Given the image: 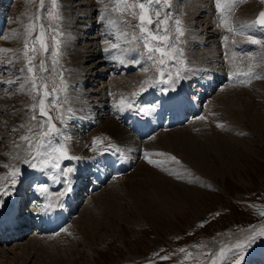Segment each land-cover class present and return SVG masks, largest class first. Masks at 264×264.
<instances>
[{"label":"rangeland","instance_id":"obj_1","mask_svg":"<svg viewBox=\"0 0 264 264\" xmlns=\"http://www.w3.org/2000/svg\"><path fill=\"white\" fill-rule=\"evenodd\" d=\"M81 1L86 2L87 0H57V6L54 8L52 0H43V5H41V0H0V23H2L0 24V42L2 40L0 49H8L10 45L16 44L10 38V33L13 30H18L22 37L17 42L20 54L19 60H9L8 51H0V176L7 175L9 169H20L18 182L15 185L3 182L6 191L0 190V202L11 200L8 197L15 195L17 188L22 187V184L28 183L27 191L31 198L26 202L24 210L34 211L33 213L36 210L37 212L42 210L44 204H41L43 201L41 198L44 197L49 202L54 203L64 197L60 194L64 193L68 187L63 182L66 175V166L69 165L74 168V159L60 160L59 167L53 170L45 167L41 164V160L36 158V145L41 140L40 134L48 131L49 117L57 131L44 138V147L39 151H48L49 144L53 147L63 145L69 156H77L72 150L75 148L72 136L63 135L64 132H68V130H64L66 126H74L76 123L75 114L70 108V105L75 102L71 95L72 89L76 90L79 87L81 88L78 90L79 92L81 90L82 93L83 91L89 93L86 91L91 87L94 88L98 83L106 85L104 86L108 98L106 100V115H104L101 122L94 121V116L89 118L92 122L87 121L86 127L82 130V133L86 134L83 137L84 148L89 152V155L83 156V158L88 159L97 153L104 152L116 141L110 135L98 132V129L109 117L113 118L114 113L111 111L113 103L117 101L115 104H120L123 98L126 105H140L141 109H145L151 104L150 98L144 97L148 94L147 92L165 94L174 90L175 85H182L183 90L184 80L194 82L197 77H193L195 75L193 72H199L198 68L192 65L191 60L193 58L191 55L203 47L206 48L207 45V42L199 41L194 42L192 46L189 44L188 37L190 33L194 31V33L197 34L198 32L202 35L203 32L201 33L202 27L199 24L192 27L184 18V0H171L170 7L163 3L160 5L153 3L150 6L149 14L153 21L165 20V14H167V24L160 25L159 32L154 26L148 25L146 21L144 23L145 27L158 35H165L163 29L167 28L169 40L164 42L154 41L151 38L148 40L151 46L161 47L168 53V55L163 56L159 52L150 54L148 49L144 47V40L140 39L142 36L140 29L134 27L140 24L138 17L141 10L138 6L129 9L123 3V0H119V3L118 0H93L95 10L93 9L87 13L83 19L79 18L80 21H86L88 20L87 17L91 16L93 20H96L95 28L87 29L83 28L84 24L81 25L79 19L77 20L78 11L81 8H84V11L88 9L83 7L86 3L83 6L78 5ZM141 2H145V0H141ZM211 2L212 7L216 10L215 21L217 22L218 32L215 39L216 46L219 47V55L218 58L214 59L215 62H212V68L214 72L216 70H222L224 73L235 72L233 73L235 74L234 82L237 83L236 80H239L237 84L233 85L248 89L243 90L238 96L235 95L238 98L234 96L231 100L232 103L226 105H231V108L237 111L244 110L246 107L253 108L254 112L258 109L260 114L264 116V96H262L264 95V85H261V83H264V27L251 25V22L256 20L258 14L264 10V0H235V2L233 0H222L225 9L224 15L228 20L227 25L222 23L224 16L217 10L215 0H211ZM254 3V12L251 15L248 13L246 17L241 15L239 18L242 9ZM103 6L104 8H102ZM117 7L120 10H115ZM146 7H148L147 4ZM84 11L83 13H85ZM133 11H135L136 16L132 15ZM157 11L160 12L159 17L156 15ZM80 12L82 13V10ZM50 13H58L60 18L53 19ZM102 14L103 19H101ZM108 17L113 19H108ZM177 19L180 20L183 35L176 32L175 21ZM110 20L114 23L110 24ZM29 24H34L32 30L28 29ZM241 24L244 28H247L243 33H236L234 28H239ZM40 25L44 26V42L47 45V51L40 50L39 41L36 40V37L40 35ZM80 25L82 28L79 27ZM214 27L216 29L215 23ZM113 28H115L116 33L111 30ZM229 28L233 30L229 31ZM76 31H80V33L78 32L79 37L76 38V47L82 49L85 44L89 45L95 40L98 42L99 47L103 48L99 52L100 48L97 47V44H93V47H96V54L91 56L90 60H85L83 66L87 67L91 63L97 62L95 60L99 57H103L104 62L96 64L93 74L96 70L97 73L105 71V74L103 76L98 74V80L95 81L93 79L97 74H88L86 82H83L82 86L78 83L79 85L77 84L74 87L76 66L69 57V53L72 46L70 43L72 39L71 32ZM95 35H98V38H88ZM143 35L146 36L147 33ZM133 36L138 39H133ZM227 37H231V39H223ZM251 39L259 40L262 43L253 44ZM25 40L29 42L30 50L33 46L37 49L35 59L32 62L35 68L31 73L27 71L29 65L24 57ZM33 42L35 43L33 44ZM67 42L69 43L66 44ZM235 42L236 44L241 42L243 49L237 48ZM112 45H117V47L113 48ZM226 47H229V51H232V49L234 51L230 52L233 54V57H230L231 59L227 56ZM105 49H108V51L104 52ZM85 50L87 49L85 48ZM126 52L131 54H126ZM115 53L117 54L115 55ZM118 53L123 55L122 60L119 59ZM112 54L114 56L113 60L111 59ZM29 55H32L31 51ZM150 55L153 57L152 59L149 58ZM225 56L228 59H225ZM237 56L238 58H235ZM242 58L247 63L243 62ZM161 59L164 61L163 64L160 63ZM224 59L226 61L230 60V63H227ZM42 60L44 61L45 71L40 69ZM236 60L240 67L237 71L236 64H234ZM201 63L202 66H208L206 61H201ZM222 63H227V65L222 66ZM219 65H221V68ZM249 68H251L250 75H239V73H247ZM190 69H194L193 72ZM178 71L180 78H177ZM34 74L38 90H31ZM115 75L131 77L132 80H127L125 84L122 81L123 87L127 84L131 87L127 91H121V86L115 88L116 85L113 82ZM200 76H202V73L198 74V77ZM221 77H223L222 81L224 83L219 82L211 88V91H206L208 94L200 99L196 115L190 113L183 123L172 125L169 128L164 125H156L154 131L144 138L138 137L136 134L135 136L134 132L131 133L136 137L139 145L136 151L132 149L134 152L127 159L128 169L124 172L128 176L131 173H138L140 169L146 168L148 165L158 164L173 171L177 165L181 164V167L183 166L180 168L182 171L180 169L178 171L183 177L180 179L183 180L182 185L187 190L172 188L178 192L172 212L168 211L167 215L159 217L155 214H144L134 206L132 199L126 196L125 191L122 193L124 198L120 196L121 198H117L116 202L113 203L115 206L108 208V206L98 204L100 205L98 212L95 204L101 200V196L105 195L103 193L110 191L116 182L120 184L123 182L120 177H115L117 174L111 173L97 188L90 191L85 189L84 191L83 187L79 191V194H83L78 199L75 211L68 212L66 226L75 222L87 207L90 209L95 208L93 212L98 218L100 214L105 215L104 218H99V225L101 226L95 234L96 241L94 244L87 243V247H84V239L82 240L80 234H78L77 245L73 251L66 254L64 252L66 245H62L66 237L63 236L62 239L57 240L60 250L56 252L63 253L61 255L65 259L63 264H212L213 260L216 264H235L237 260H240V264H264V235L259 234L261 228H264V215H261V213H264V126H258L255 122L244 117L242 122L235 120L237 125H232L229 123V120L232 119L227 118L229 114L225 109L226 105H219L218 108H216L218 104L209 105V102L213 99L220 98L225 85L233 83L229 82L224 75ZM172 80H175V83H172ZM258 80L260 82H257ZM9 81L11 83H8ZM220 83L221 85H218ZM23 84H26L27 87L22 88ZM44 85H47L46 89ZM142 87L143 91H141ZM193 88H195V82L192 87H187L186 90H192ZM45 91L49 95L45 96ZM133 93L137 94L133 95ZM190 93L194 98V91L192 90ZM229 94L231 97L233 96L232 93ZM160 98L157 95L152 97L155 103ZM40 99H44V107L48 116L40 114ZM33 104L37 106L33 108ZM232 104L234 105L232 106ZM20 108L21 114H18ZM219 108H222L226 115L222 116V111H215H219ZM228 108L231 112H234L229 106ZM90 110L91 108L88 109V111ZM33 116H36L37 119H33ZM201 119L203 120L200 124H195ZM119 124L130 132V127L125 121H121ZM205 124H212L217 129L233 134L232 137H234L231 142V151L222 150V154L217 155L218 157L215 152L211 151L209 158L212 163L210 168L212 170L207 172L192 166L184 152L185 147L180 144L175 143L172 147L166 148L157 147L158 149L151 146V148H148L145 144V141L150 140L153 136L166 133L168 130L189 127L192 133H196L203 126L205 127ZM41 125L43 126L41 127ZM71 133L76 136L75 133ZM25 136L28 137V140L22 139ZM89 136L91 137L90 140L88 139ZM94 139L98 141L96 146L92 144ZM202 139L207 145V139ZM113 149L114 147L111 150ZM207 149L210 151V147ZM146 153L148 154L147 158L145 157ZM154 155L157 157V162L154 164L149 163V160L155 159L152 158ZM172 157H175V159L173 160ZM25 160L32 161L36 164V167L24 163ZM4 165L8 167H4ZM184 172L186 173L184 174ZM45 176L49 180L43 183L41 178ZM169 177L176 179L175 182L180 181L173 174ZM77 178L84 179L85 175L78 174ZM41 185L46 186L47 191L41 190L42 197L39 198L36 197L35 191L36 187L40 188ZM89 185L90 183L87 184V186ZM123 189H126V187H123ZM85 192H89V194L86 195ZM93 194L97 196L94 200L91 199ZM19 213L21 214V211ZM108 213L109 216H107ZM27 214L29 213L23 215L25 216L24 219H28ZM107 218L114 221L112 227L106 222ZM33 221L36 225H28L22 233L23 236L19 239L10 241L5 238L0 239V264H15L10 262V259H14L16 254L21 256L17 264H52L57 259H61L41 251L39 253L30 251V257L24 254L25 250L28 249V244L31 245L33 239L52 234L42 231L39 224L35 220ZM26 222L27 220L24 224ZM65 225L55 232L62 231L66 227ZM73 228H70V230L68 228L69 236L71 231H75V228L74 230ZM237 243L241 247H236ZM222 248L224 249L223 256L220 254ZM180 249L185 251L181 252ZM162 257H168V259H162Z\"/></svg>","mask_w":264,"mask_h":264},{"label":"bare ground","instance_id":"obj_2","mask_svg":"<svg viewBox=\"0 0 264 264\" xmlns=\"http://www.w3.org/2000/svg\"><path fill=\"white\" fill-rule=\"evenodd\" d=\"M184 2H185V3H183L184 6L182 5L184 7V12H183L184 18L188 21V23L192 27L194 25L199 24V26L202 27L201 33L203 32L202 35H200V33H198V32L196 34V33H194V31L192 33H190L189 37H188L189 38V44L192 46L194 44V42L196 43L199 41V42H203V43L207 42V45L205 44L206 48L203 47L204 49L202 48V49L194 52L193 55H191L193 58L191 60L192 65L196 66L198 68L197 70H199V72L195 73V72H193L194 69H190L195 74V75H193V77H197V79L195 78V81H194L195 82V88L192 89L195 93V97L193 98L191 93H190V92H192V90H189V89L186 90L187 87H192V85L194 83V82H192V80H190V82H186L188 80H184L183 90L181 88L182 85H175V89L172 90V92H171V93L176 92V97L174 99L176 100L177 104H179L176 107V110L178 113L177 117L175 115H173V113H172L167 118V121H173V122H177L176 118H180V117L184 118L186 113L190 112V111H191V114L196 115L197 114L196 112L198 111V108H199L200 99L205 97V95L208 94V93H206V91L207 90L211 91V88L219 82L224 83L222 81L223 80L222 79L223 77H221L222 75H224L225 78H230V80H228V81L229 82L231 81L233 83L231 85H225V87H224L225 89H223L222 95L220 96V98L217 100L213 99L211 102H209L210 106L214 103V105L218 104V105H216V108H218L219 105L224 106L226 104L232 103L231 100L234 98L235 95L238 96V94L242 93L243 90H248V89H245L246 87L244 88V87L233 85V84H237L238 80H239V79L236 80L237 83L234 82L235 81L234 80L235 74H233V73H235V72L224 73L222 70H219V71L216 70V72H214V69L212 68V65H211L212 62L214 63L215 62L214 59L219 55L218 54V52H219L218 48L219 47L216 46V39H215L216 34L218 32V28H217V24H216L217 22L215 21V17H216L215 11L216 10L214 7H212L211 0H201V1L184 0ZM83 4H85L86 6L85 5L83 6ZM103 4H104V2H103ZM78 5L86 7L88 9H87V11H84L85 9L81 8L82 13L80 12L81 10L78 11L79 16H78L77 20L79 18L83 19V17H85L87 15V13L91 12L95 6L93 0H87L86 2L81 1ZM78 5H76V6H78ZM102 8H104V6ZM254 10H255V3L251 4V5H247L240 12L239 18L241 15H245V17H246V15L248 13H250V15H251V13H253ZM83 11L85 13H83ZM109 17H108V19H113V18H109ZM87 19L88 20H86V21L85 20L80 21V19H79L81 25L84 24L83 28H87V29H92L93 27L95 28L94 25H96V23H95L96 20L94 19L95 20L94 21L91 16H89V18L87 17ZM214 23L216 25V29L214 27ZM0 24H2V23H0ZM81 25L79 27L82 28ZM242 25L243 24H241L239 28L235 27L234 31L236 33H243L245 31V28H247V27L244 28ZM111 30L116 33L115 28H113ZM192 30H193V28H192ZM76 32H74V33L71 32L72 39L70 40L71 41L70 43L72 46H71L70 53H69V57L71 58V60H73L75 66H76V76L74 79L75 83H73L74 87L77 86L78 83L82 86L83 82L84 83L86 82L88 74H93V71H94L93 69L96 66V64L97 63L100 64L101 62H104V60H105L103 57H99L98 59L95 60L97 62H94L93 64L91 63V65L84 67L83 64H84L85 60H87V59L90 60L91 56L96 54V49H95L96 47L94 48L93 44H97V47H99V45H98V42H96L94 40V42L89 43V45L85 44L86 46L84 45L83 46L84 48H82V49L76 47V45H75L76 44V38L79 37L80 31H76ZM110 33H112V32H110ZM7 35H8V33H7ZM226 36H228V35H226ZM231 37H227V38H223V39L229 40V39H231ZM10 38H11V41H15L16 44L10 45L8 47V49L11 50V51H8V59L9 60H19L20 54H19L17 42H18V40H20L22 38L21 34L18 30H13L10 33ZM88 38H90V39L94 38L95 39V38H98V35L91 36ZM4 40H5V38H4ZM228 40H227V42H228ZM1 43H2V40H1L0 44ZM68 43L69 42H67L66 44H68ZM234 44L237 48L243 49L241 42H238V44H236V42H235ZM85 48L87 50H85ZM102 49L103 48H100L99 52H101ZM225 49L228 53L227 56H229V59H231L230 57H233V54L230 52H232L233 49H232V51L228 50L229 47L228 48L226 47ZM201 50H203V51H201ZM104 52H105V50H104ZM113 54H112V58H111L112 60L114 59ZM116 54L117 53H115V55ZM126 54H131V53L126 52ZM120 55H121V53H118L119 59L122 60L123 55H121V56ZM227 56H225V59H228V58H226ZM203 58H204V60H202ZM235 58H238V56ZM235 58H234V60H235ZM201 61H206L208 63V66H202L203 62L200 64ZM229 61L230 60H228L226 62L228 63ZM244 61L245 60L243 59V62ZM219 62H221V61H219ZM227 63L223 64L222 66L227 65ZM245 63H247V62L245 61ZM234 64H236V71L239 70L240 67L238 66L237 60H236V63H234ZM241 64H242V61H241ZM219 66L221 68V65H219ZM103 67L105 68L104 65H103ZM227 68H229V67H227ZM224 71H226V70H224ZM97 72L98 71L96 70L94 73V74H97L96 77L94 79L92 78L94 81L98 80L97 77L99 75L103 76L105 74V71H102L100 73H97ZM201 73H202V76L198 77V74H201ZM114 78L115 79H113L114 80L113 82L116 85L115 88H119V86H121L120 87L121 91H124V90L127 91L131 87L130 85L128 86V84L125 87L122 86L123 84H125L127 82V80H129V81L132 80L131 77H129V76H126V77L116 76ZM92 79H89V80H92ZM122 81H123V84H122ZM257 82H260V80H258ZM218 85H221V83ZM261 85H264V83H261ZM22 86H23L22 88L27 87L26 84H23ZM104 86H106V85H104L102 83H98L94 88L91 87L89 90L86 91L89 93H85L84 91L82 93L81 90L79 92L78 90L81 89L79 87H77L76 90H74V89L71 90L72 99L75 102L70 105V108H71L73 114H75L76 123L74 126H69V127L66 126V128L64 130H66V131L68 130V132L63 131L64 132L63 135L64 136L65 135H71L72 136V142H73V144H75L74 145L75 148L72 150L74 151V154H77V156H76L77 159H74V163H75L74 168H73V166L67 165L66 169H65L66 175L64 176L65 179L63 178V182H64V184H67L68 186H71V185L72 186H71V191H69L66 195H64L65 196L64 201L61 202L59 199L58 201H55L54 203H52V202H49L44 197L41 198L42 197L41 189L36 187L37 188L35 191L36 197L43 199L41 204H44V206H43L42 210H40L38 212L36 210L35 213H33L34 211L32 212L31 210L26 211V210H24V208H25L26 202H28V200L31 198V196L29 195V193L27 191L28 183H24V184H22V187H20L19 189L17 188L15 195L8 197L11 200H8L7 202H2V203L0 202V238L1 239L5 238L8 241L19 239L21 236H23L22 233H23V231H25V228L27 229L28 225H34L33 220H35L38 224L40 223L41 226L43 224L45 225V226H43L42 231L52 233V234H48L47 236L42 235L43 238H41L42 236H39L40 238L38 237L36 239H33L32 240L33 242L31 243V245H33V246L28 244V249L27 250L24 249L25 250L24 254H27L29 257L31 254L30 251H35L37 253H39L41 251L45 254L51 255L52 257L61 258V259H57L55 261V263H52V264H63V262L65 261L64 257L61 256L63 253H57L56 252L57 250H60V247H59L60 245L57 244V240L62 239L63 236L66 237L64 243L62 244V245H66V247H65L66 249L64 250V252L66 254H68V252H71L74 250L75 246L77 245L76 240L79 238V236H77L78 234H80V238L82 240L84 239V247H87V243L94 244V242L96 241L95 234L98 231L99 227L101 226V225H99L100 224L99 218H101V217L104 218L105 214H103V216H102V214H100L99 215L100 217L98 218V216H96V214L93 212V210L97 207L96 210L99 212L100 205L105 206V207L108 206V208L115 206V204L113 205V203L116 202L117 198H121L120 196H122V193L124 191L126 193V196H128L132 199L134 206H136L140 210V212L147 214V215L155 214L157 217H159V216L167 215L168 211L170 213L172 212L171 210L173 209L176 197L178 196V192L172 188H178V189L184 188L183 190H187L186 187L184 185H182L183 180L182 181L180 180L183 178V177H181V173H179V171H178L180 168L183 167V166L181 167V164L177 165L174 171L166 169V168L159 166L157 164V165H148V166H146V168L144 167L143 169H140V171L138 173L137 172L134 174L131 173V175H129V176L125 173L121 174V175L118 174L115 177H120L121 180L123 181L122 184L116 182V184L111 187L110 191L104 192L103 194H105V195L102 194L103 196L100 195L101 200L95 204L94 209H90L89 207L85 208L82 215L79 218H77V220H75V222H72L68 226L65 225L66 227L63 228L62 231H60L61 230L60 229L59 230L60 232H53L56 229L55 227L58 226V224L61 221H64L66 219L68 212L69 213L73 212V208L76 207L78 199H80V195L83 194V193L79 194V191L83 187H84L83 188L84 191H85V189L90 191L92 189L97 188L98 185L99 184L101 185V183H103L106 180L107 176L111 174L110 172H112V173H115V172L118 173L119 171L124 172L127 169V164H126V162H128L127 159L130 158V155L134 151H136V148L139 145L138 141L136 140V137L131 134L132 131L130 130V132H129L122 125L119 124V123H121V121H125V119L127 117H130L133 113H136V110H137L136 107L135 106L127 107L126 104H125V106H118L120 104H115L117 102L116 101L115 103H113V106H111V108H112L111 111L114 113L113 118L109 117L108 120L105 121L102 124V126L98 129V132L110 135L111 137L115 138L116 141L119 143H117L115 141L114 144L110 145L112 148L114 147V150H111L109 148L110 149L109 151L111 153H107L105 151L104 152L99 151L101 153H97L93 157H89L88 159L83 158V156H88L89 152H87V149L84 148L85 145H84L83 137L86 134L82 133V130L86 127L87 121L92 122V121H90L89 118L94 116L93 117L94 121H100L101 122V120H103L104 115H106V112H105V110L107 108L106 100L108 98L106 97L107 92H105ZM227 86H230V87H227ZM150 91H152V90H150ZM229 93H232L233 96L231 97ZM148 94H151V93H148ZM157 95H161V94H157ZM152 96L153 95L151 94V97ZM208 96H210V95H208ZM237 96H235V97L238 98ZM262 96H264V95H262ZM159 97L162 98L161 102H160L161 99L157 103H155L153 101L151 102V104L153 105L154 108L151 107V104L147 107V109L145 108L146 110L141 109L140 105L138 106L141 109L140 114L144 113V111H145V115H144L145 117H143L142 120H143V122H147V126H152V124L155 125L157 123V121L159 119H161L160 113L162 111H164L165 108H167V107L162 108L163 103L166 99L164 94L162 96H159ZM159 102H160L161 106L158 109H156ZM166 103L171 104L170 100H167V99H166V102L164 104L166 105ZM234 104H232V106ZM228 106L231 108V105H228ZM228 106L227 105L225 106L227 114L230 115V116L228 115L227 118L234 120V121L229 120L230 124H232V125L236 124L237 125L235 120H237V122H238V120L242 122L243 121L242 118L244 117V118H248L249 121L255 122V124L258 126H264V116L262 114H260L258 109L256 112H254L253 108H248V107H246L244 110L239 109L240 111H237V110H234L231 108L232 110H234V112H231V110L228 108ZM250 107H252V106L250 105ZM89 108H91L90 111H94V112L91 113L90 111H88ZM196 108H197V110H195ZM222 108H219L220 109L219 111H217V110H215V111L216 112L222 111L221 115L223 116L224 114L226 115V113L224 112V110H222ZM18 114H21V108H20ZM154 116H156V117H154ZM139 117L140 116H134V119L139 118ZM223 119L225 120L226 118H223ZM202 120L203 119L198 120L197 122H195V124H197V123L200 124L202 122ZM149 123H151V124L149 125ZM78 125H79V127H77ZM202 125H203V123H202ZM207 127L208 128L211 127V128L208 129ZM136 129H138V128L136 127ZM189 129H190L189 127L188 128L178 127V128L171 130V131L168 130L167 132H169V133H167L165 131L166 133L158 134L155 137L153 136L150 140L145 141V144L147 145L148 148L156 147V149H158L157 147H159V148L160 147L161 148L172 147L175 143H177L178 145L180 144V145L185 147L184 152L186 154V157H188V161L191 162L192 166L195 168L197 167V168H199L205 172L212 170V169H210L212 167V163H211L210 158H209L211 153H212L211 151L215 152L216 153L215 155L217 156V155L222 154V152H221L222 150H228V151L232 150L231 142L233 141L232 138L234 139V137H232L233 134H231L229 132H224V130L222 131V129H217L212 124H210V125L205 124V127L203 126V128L200 129L199 132H196V133H192L191 130H189ZM139 131L140 130L138 129V133H140ZM71 132L75 133L76 136H74ZM95 133H97V132H95ZM102 136H104V135H102ZM102 136H100V137H102ZM201 137L207 139L209 144L207 142V145H205V143H204V141H202L203 139ZM88 139L90 140L91 137L89 136ZM92 144H93V142H92ZM96 145H98V142L94 146H96ZM90 146H92V145H90ZM123 146H125V148H123ZM209 147H210V151L207 149ZM132 149L134 151H132ZM1 158H3V157H1ZM152 158H155L152 161L157 162L156 155H154ZM110 166H112V169ZM92 168H94V169L92 170ZM52 169L56 170V168H52ZM69 169H72V171L69 172L68 171ZM96 169H98V170H96ZM112 170H114V171H112ZM185 173L186 172H184V174ZM78 174H84L85 178L84 179L77 178ZM171 174H173V176H175L180 181L175 182L176 179L169 177V176H171ZM81 176H83V175H81ZM48 180H49V178L47 176L41 178V182H43V183L47 182ZM71 180L73 181V183ZM89 183L91 186L90 185L87 186V184H89ZM86 186H87V188H86ZM122 186L126 187V189H123ZM4 187H5V185H4ZM90 187H93V188L90 189ZM85 194L87 195V194H89V192H85ZM95 197H97V196L93 194L91 199L93 198L92 200H94ZM113 199H115V200H113ZM65 203H66V205H65ZM98 204H100V205H98ZM21 209H23V210H21ZM20 211H21V214L19 213ZM61 211H63V212H61ZM27 212L29 213L26 215V217L28 219H24L25 216H23V215L26 214ZM98 212H96V213H98ZM58 213H61V214H59L57 217L53 216V215H56ZM107 216H109V213ZM26 220H27V222H26L27 224L26 223L24 224V222ZM106 222L111 227L114 225L113 224L114 221H112L111 218H109V219L107 218ZM17 225H18V227H17ZM41 226H40V228H42ZM73 227L75 228V231L74 232L71 231L70 232L71 235L69 236L68 228L70 230V228H73ZM74 228H73V230H74ZM75 253H73V254L76 255ZM20 257L21 256H17V254H16L14 259H10L11 260L10 262H14L15 264H17L19 262Z\"/></svg>","mask_w":264,"mask_h":264},{"label":"snow or ice","instance_id":"obj_3","mask_svg":"<svg viewBox=\"0 0 264 264\" xmlns=\"http://www.w3.org/2000/svg\"><path fill=\"white\" fill-rule=\"evenodd\" d=\"M233 2H235V0H233ZM119 3V0H118ZM123 3H125L127 5V7L129 9H133L136 6L139 7L140 11V15L138 17L140 24L135 25L134 27H138L140 29V32L142 34V36L140 37V39L144 40V47L148 49V52L151 53H155V52H159L161 53V55H168V53L161 47H153L148 43L149 38H151V40L154 41H160V42H164L169 40V36L167 35V28L165 27L163 29V31L165 32V35H158V34H154L152 31L149 30V28L144 26L145 21L147 22L148 25H152L154 26L157 31H160V25H166L167 24V14L165 20H157V21H153L150 18V6L153 3H156L157 5H160L161 3H163L164 5H168L169 7L171 6V0H145V2H141V0H131V2H129V0H123ZM216 3V8L217 10L222 14V16H224V19L222 20V23H224L225 25H227L228 20L227 17L224 15L225 14V9L223 7L222 4V0H215ZM146 4L148 5V7H146ZM41 5H43V0H41ZM52 5L55 8L57 6V0H52ZM115 10H120L119 7H117V9ZM50 15H52L53 19H59V15L58 13H50ZM133 16H136L135 11L132 12ZM157 17H159L160 12L157 11L156 12ZM101 19H103V14L101 15ZM109 23H114V21H109ZM176 23V32L179 33L180 35H183V30L180 27V20L177 19L175 21ZM251 25H259L260 27H264V10H262L259 14L256 20L251 22ZM34 28V24H29L28 25V29L32 30ZM233 29L229 28V31H232ZM147 33L146 36H144L143 34ZM178 38V37H177ZM133 39H138L136 36H133ZM36 40L39 41V45H40V50L43 51H47V45L44 42V26L40 25V35L36 37ZM35 42H33L34 44ZM251 43L253 44H261L262 42L256 39H251ZM113 48L117 47V45H112ZM0 51H11L10 49H0ZM32 52V55H29V52ZM37 49L35 48V46H33L31 48V50L29 49V42L27 40H25L24 43V57L27 59L28 62V68L27 71L28 72H33L35 65L32 63L33 60L35 59V53H36ZM105 51H108V49H105ZM182 51V50H180ZM150 59H152L153 57L150 55L149 56ZM138 62V61H135ZM160 63L163 64L164 61L163 59L160 60ZM40 69L41 71H45L46 69L44 68V61L42 60L40 62ZM251 74V68H249V71L247 73H239V75H244V76H248ZM161 75H163V73H161ZM177 78H180V73L179 71L177 72ZM171 79V77H170ZM36 80V76L35 74L32 77V85H31V90H38V86L35 83ZM172 83H175V80L171 81ZM8 83H11V81H9ZM145 83H147V81H145ZM23 87V86H22ZM44 88H47V85H44ZM53 91H55V89H53ZM141 91H143V87L141 88ZM137 93H133V95H136ZM45 96L49 95V93H47L45 91L44 93ZM44 99H40L39 101V109H40V114L42 116H48V113L45 111V107H44ZM37 105L33 104L32 107L35 108ZM118 106H125V102L124 99H121L120 105ZM127 107H131V104H127ZM33 119H37L36 116H33ZM43 125H41L42 127ZM57 131L56 127L54 124L51 123V118L49 117L48 119V131L47 132H42L41 135V140L37 143L36 147H37V157L41 160V164H43L45 167L48 168H58L59 167V161L62 159H77L76 157H71L67 154V150L63 145H59L56 147L51 146V144H49V150L46 152H41L39 151V149L44 147V138L47 137L48 135H50L52 132ZM22 139L28 140V137H22ZM98 141L96 139L93 140V145H95ZM58 154V155H57ZM148 154H145V157L147 158ZM172 159L174 160L175 157H172ZM24 163L26 164H30V166L32 167H36L35 163H32V161L29 160H25ZM149 163H156L155 161L149 160ZM4 167H8L7 165H4ZM63 171V170H62ZM69 172L72 171V169L68 170ZM19 172L20 169L19 168H15V169H9V172L7 175L4 176H0V190L6 191V189L4 188V183L3 182H8L11 185H15L18 182V176H19ZM42 191H47L46 186L41 185L40 186ZM71 191V187L68 186L66 188V191L64 193H61L60 195H66L67 192ZM261 215H264V213H261ZM260 235H264V228H261ZM251 239V238H250ZM236 247H241V245L239 243H237ZM181 252L185 251L184 249H180ZM220 254L221 256H223L224 254V249H220ZM191 255V254H189ZM162 259H168V257H162ZM212 264H216L215 260H213ZM235 264H240V260H237L235 262Z\"/></svg>","mask_w":264,"mask_h":264}]
</instances>
